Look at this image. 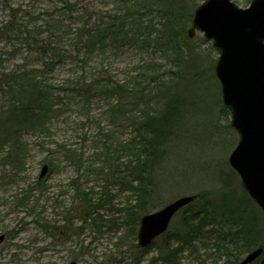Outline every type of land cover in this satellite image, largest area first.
I'll list each match as a JSON object with an SVG mask.
<instances>
[{"label": "rangeland", "instance_id": "rangeland-1", "mask_svg": "<svg viewBox=\"0 0 264 264\" xmlns=\"http://www.w3.org/2000/svg\"><path fill=\"white\" fill-rule=\"evenodd\" d=\"M110 1L87 0L86 3L90 7L97 8L94 13L96 11L102 13L101 11L106 12L111 8ZM204 1L164 0L166 13L172 11L174 14L171 18L174 20L176 17L182 24L178 33L180 34L182 30L186 31L188 40L182 38L181 43L183 47L187 41L194 50L190 58L187 57L185 48L182 50L175 48L167 54L150 48L148 52L141 54L137 52L136 46L128 45L116 51L115 56L107 63L108 66L111 65V71L116 77L114 78L120 80L126 77L125 72L141 64L142 59L147 58L148 63L159 64L161 68L156 70V73L153 70L149 71L155 73L151 75L154 78V90L158 92V94L153 93V110L158 112L163 108L164 98L162 92H159L162 89L157 90V87L164 86L166 91L169 90L167 94H170V97L166 102L174 105L167 122L168 131L166 130L160 140L155 142V148L162 150V158L155 178V196L149 202V206L154 207L151 211L158 210L181 196L196 193L207 195L203 202L209 200L216 205L218 202V205L223 207L226 201L223 196L226 194L229 197L230 207L236 208L232 212L237 214V221H247L250 212L252 215L254 211L251 205L255 204L258 209L254 212L258 215L262 213L259 222L262 223L261 230L264 231V214L261 208L243 188L239 174L229 163V156L239 142V134L231 124V112L223 103L221 83L215 72L219 52L214 47L212 39H207L202 31L197 29L192 37L188 34L193 27L195 9ZM232 1L241 8H246L252 0ZM25 6L27 8L31 6L39 11L46 8L47 2L0 0V27L13 18L18 20L17 24L19 23L24 30ZM153 14L157 18H152L154 24L152 29H161L162 18L159 13L153 12ZM155 21H159L160 24L155 26L157 23ZM66 47L69 48L67 49L69 57L64 63L56 64L55 70L48 76L50 82L60 90H62L61 86H65L62 84H65L69 78L86 80L92 77L101 62L97 54L86 61H81L82 55L73 54L70 45ZM0 48L11 51L12 46L0 42ZM0 51L4 52L2 49ZM72 54L73 56H70ZM2 58H9V55L4 53ZM10 58L7 63L15 60L14 55ZM94 100L95 104L89 109L92 118L85 123L83 122L86 116L81 113L75 99L67 104L55 120L49 135L27 136L28 157L24 165V190L36 180H40L42 182L38 185L42 192L40 191L38 199L35 198L37 201L33 210H27L25 207L18 209L11 203L1 207L7 215L3 219L0 217V233H6L7 239L0 245V264H70L72 261L77 264H131L132 256L137 253L135 247L137 234L133 236L128 228L125 226L121 228L124 225L122 222L124 217L120 210L125 209L127 204L134 203L135 199L127 192L118 194L116 185L118 181H116L117 183L110 185L111 193L114 194L113 199L111 202L103 200L104 207L100 210L103 221L111 226L103 227L102 231L96 234L87 227L80 230V216L85 209L84 205L73 202V180L78 178L79 183L83 184L89 179L88 184L92 186L90 192L95 195L101 190V182L98 179L105 175L94 173L84 176V173H78L74 162L61 157L60 153L64 148L75 150L77 153H82L83 164L91 167L88 168L94 169L100 166L101 162L94 154L103 148L99 140L104 139V132L110 129L105 122H102L100 116L102 102L96 103V99ZM160 118L162 116L159 113L152 122L160 121ZM98 124L103 127L102 132L99 131ZM110 132L114 134L116 131L112 128ZM133 134L118 130L116 140H126ZM51 150L53 154L50 153ZM49 162L53 164L50 165ZM76 162L78 163L77 160ZM45 165L48 166V170L45 176L40 178ZM114 165L120 169L119 165ZM116 173L118 171L115 175ZM119 173L123 175L121 171ZM121 176L118 177L119 181L122 179ZM17 189L18 187H7L4 190L0 187V200H6L7 196L14 194ZM198 203L200 201H195L189 205V209L175 215L167 232L159 236L151 247L141 254V264H160L162 258L171 252L169 246L179 247L173 257H170L171 261H176L175 264H237L251 249L256 248L255 246L246 252L245 249L238 251L239 253L235 255L239 256V261L233 263L234 260L224 257L222 251L212 245L213 243L197 240L199 234L194 236L198 242L195 241L191 247H186V244L180 245L174 239L171 240L170 238L175 235L183 238L185 233L183 221L186 212L191 213L199 205ZM240 205L249 207L240 209ZM228 215L233 217V214ZM237 226L232 224L230 229ZM77 232L82 233L79 239L83 240L86 246L89 244V249L83 251L85 255L82 256L81 261L74 258L76 253L80 255L81 252L75 249ZM235 251L236 248L228 252ZM257 260L263 262L264 253Z\"/></svg>", "mask_w": 264, "mask_h": 264}, {"label": "trees", "instance_id": "trees-1", "mask_svg": "<svg viewBox=\"0 0 264 264\" xmlns=\"http://www.w3.org/2000/svg\"><path fill=\"white\" fill-rule=\"evenodd\" d=\"M43 1L47 2V6L39 11L31 6L24 7V30L17 24L18 20L13 18L0 27V42L12 46L11 51L0 48L4 51H0V187L4 190L7 187H18L14 194L5 198L6 200H0V217L3 219L7 215L1 207L8 203L18 209L25 207L27 210H33L37 201L35 198L38 199L40 191L42 192L38 185L42 182L40 180H36L24 190V165L28 157L27 136L49 135L55 120L67 104L75 99L81 113L86 116L83 122L85 123L92 118L89 109L96 99V103L102 102V122L106 123L110 131L112 128L116 131L114 134L105 131L104 139L99 140L103 148L94 155L101 162L100 166L90 169V166L83 164L82 153L66 148L60 151L61 157L74 162L78 173H84V176L94 173L105 175L98 179L101 182V190L95 195L90 192L92 186L88 184L89 179L84 181L85 184H80L78 178L73 180V202L84 205L85 209L80 216L79 229L87 227L96 234L100 233L103 227L111 226L103 221L100 210L104 207L103 200L111 202L113 199L110 185L118 181L117 193L127 192L135 199L134 203L127 204L125 209L120 210L124 217V225L121 228L125 226L135 236L140 216L154 209L149 206V202L155 196V178L162 158V150L155 148V142L168 131L167 122L174 105L166 102L170 97V94H167L169 90L166 91L164 86L157 87V90L162 89L159 92H162L164 98L163 108L158 112L153 110L152 97L158 92L154 90V78L151 74L161 68L159 64L152 61L148 63L147 58L142 59L141 64L125 72L126 77L120 80L115 79L111 65L108 66L107 62L115 56L116 51L128 45L136 46L137 52L141 54L148 52L150 48L166 54L175 48H185L189 57L194 50L187 41L182 47L181 39L188 40L186 31L178 33L182 24L175 16L174 20L171 18L174 14L172 11L166 13L164 0H111V8L106 12L101 11L102 13H94L97 8L88 6L87 0ZM152 11L159 13L162 18L161 29H152V18H157ZM157 24H160L159 21L155 26ZM69 45L73 54L83 56L81 61L97 54L101 62L92 77L86 80L69 78L60 90L50 82L48 76L55 70L56 64L64 63L69 57V48L66 47ZM4 53H7L9 58L3 59ZM11 55H14L15 60L7 63ZM150 70L154 72L150 73ZM159 113L162 118L153 123ZM98 125L99 131L102 132L103 127ZM118 130L134 134L119 141L116 140ZM50 153L53 154V150ZM49 164L52 165L53 162ZM114 164L119 165L120 169ZM119 171L123 173L122 176ZM120 176L122 179L119 181ZM199 194V205L191 213L186 212L183 238L175 235L171 240L178 241L180 245L186 244V247H191L197 240L213 243L212 245L222 251L224 257L233 259V263L239 261V256L235 253L238 254L242 249L246 252L255 246L264 247V231L261 230L262 223L259 222L262 213L258 215L254 212L258 209L255 204L251 205L253 214L250 212L248 220L241 222L237 221V214L232 212L236 208L230 207L226 194L223 196L224 200L226 199L223 207L218 205V202L217 205L209 200L203 202L207 195ZM189 207H185L183 211ZM247 207L249 206L240 205V209ZM228 214H233V217ZM231 223L238 226L232 227L231 230ZM198 234L200 237L196 240L194 236ZM76 235L75 249L81 252L80 255L76 253L74 258L81 261L85 255L83 251L89 249V244L86 246L85 242L79 239L81 232ZM150 247L137 248V253L132 256L130 263L141 264V254ZM235 248L234 253L228 252ZM178 249V246H169L171 252L162 258L160 264H175L176 261H171L170 257H173ZM252 264H264V261L256 260Z\"/></svg>", "mask_w": 264, "mask_h": 264}, {"label": "water", "instance_id": "water-1", "mask_svg": "<svg viewBox=\"0 0 264 264\" xmlns=\"http://www.w3.org/2000/svg\"><path fill=\"white\" fill-rule=\"evenodd\" d=\"M197 29L213 40L219 52L215 72L232 126L239 133L230 165L264 213V0H252L247 8L232 0H205L195 9L189 35ZM47 170L48 166H43L40 178ZM198 197L184 195L142 215L137 246H149L168 229L173 216ZM5 239L6 235L0 234V244ZM262 253V247L253 249L238 264H250Z\"/></svg>", "mask_w": 264, "mask_h": 264}]
</instances>
